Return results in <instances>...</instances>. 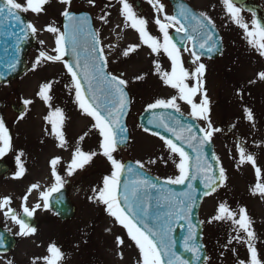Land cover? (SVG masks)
<instances>
[{
	"label": "snow or ice",
	"instance_id": "snow-or-ice-1",
	"mask_svg": "<svg viewBox=\"0 0 264 264\" xmlns=\"http://www.w3.org/2000/svg\"><path fill=\"white\" fill-rule=\"evenodd\" d=\"M65 5L61 15L66 23L63 31L53 24L45 26L44 31L54 35V47L51 52L41 50L31 65V70L46 62H61L71 82L66 87L69 92H74V103L80 113L91 118L93 124L91 130H96L100 136L99 152L84 151L80 146L85 137L78 138V142L72 152L71 160L65 171L67 176L74 175L78 170H83L93 162L97 155H102L111 164V174L103 177L102 186L93 187V196L88 199L91 202L104 206L107 215L113 218L114 222L126 230L127 238L138 249L137 264H193V262L207 261L209 257L204 255L202 244L197 243V235L200 226L205 221L193 223V212L197 206L198 188L197 180L203 185L204 196H210L218 188L226 186V170L220 166L219 157L212 154L211 160L205 149L211 144L213 135L221 129L215 127L210 119V99L206 89V65L201 61L204 53L222 51V38H217L216 25L214 20L204 11H195L190 6L181 2L175 14L169 15L165 12V5L160 0H148L156 12L155 24L162 34L161 38L153 36L147 28L148 20L135 11L129 0H119L121 5L120 14L124 19L125 27L135 30L141 44L129 45L123 50L122 55L128 57L134 53L141 45L150 48L153 54H166L171 63L169 70H164L159 61H154L155 74L159 76L165 86L176 91V95L169 98H157L154 102L146 106L145 111L151 116L147 119V124L153 128H163L165 132L171 133L174 139L167 138L159 131H151L149 127H144L145 132L151 131L153 136H158L169 151L168 160H171L178 174L167 177L162 182H156L159 178H149L144 173L146 167L142 161H135V164H125L114 156L121 145L129 141L128 128L124 122L127 116L131 100L127 92L129 81L124 79V73L113 74L108 70L109 60L105 54V46L102 45L101 34L92 27L91 17L88 15L76 16L70 11L71 0H58ZM50 0H0V36H7L15 40V52L21 51L20 45L30 37H35L40 29L32 22L24 19V14L33 13L40 15L46 11L45 6ZM91 5L95 0H88ZM226 14L231 21L239 28L243 29L244 38L247 44L257 51L259 56L264 57V24L253 19L251 26L245 21L241 13V8L236 6L237 0H221ZM110 13H105L98 17L103 23H108ZM255 16V13H253ZM161 16L163 19H161ZM119 27V25L117 26ZM169 29H173L176 37L170 34ZM178 41V42H177ZM41 45L44 41H39ZM191 47H188V44ZM112 47V46H108ZM192 56L191 63L197 65L193 69H186L182 60V50ZM197 49L199 51H197ZM7 51V49H6ZM54 53V54H52ZM71 56V61L65 58ZM19 63L18 56H12L5 61L7 72H14ZM145 74L134 77V80L141 81ZM6 79V73L0 72V80ZM257 80L264 81V70L257 73V78L249 81L256 83ZM191 81V83H189ZM55 81L42 83L37 92V96L49 108L44 120L50 125V132L57 140V147L66 148L64 127L68 119L65 111L59 106H53V86ZM199 97V101H197ZM34 101L24 99L22 103L27 108ZM180 102L187 104L190 108L189 116L193 121H203L205 127L198 124L186 123L187 117L181 110ZM163 110V111H157ZM246 119L254 122V114L250 108L244 109ZM25 113H21L19 119L24 118ZM177 141L179 143H177ZM192 150L194 155H189L185 151L184 145ZM12 148V137L9 129L5 125L3 118H0V157H3ZM239 153V163H250L255 171L256 182L250 187L252 195H259L264 198V173L257 166L254 155L247 153L242 144L237 145ZM20 152L16 156L19 171L16 177L20 178L25 174V167L21 163ZM178 156V161L174 158ZM158 159L164 160L163 157ZM62 157L55 156L49 161L51 176L54 183L43 191H40L39 200L43 203H36L31 208L27 206L28 196L39 190L40 185L32 184L28 193L22 198L23 213L26 217H32L35 212L43 207L50 208V199L54 193H60L66 180L57 169ZM215 160V165L211 162ZM167 163V161H164ZM148 164L157 163V159H150ZM186 190L176 192L169 185H185ZM57 200V203H60ZM11 204V197L0 198V210H5V216L19 225V235L28 236L35 234L37 229L32 227L23 218H18L15 210L8 207ZM181 221L187 225L186 235L182 240V247L185 252L192 254L190 261L179 255L176 251V241L173 239L174 225ZM230 222L234 236H230L228 244L233 241L242 244L247 249V260L239 259L237 264H264L258 252L256 242L259 237L254 230L253 218L249 215L245 206H240L237 210L232 209L227 201L220 202L216 209V214L208 219L212 222ZM111 231V229H106ZM2 240V237H0ZM117 246L124 244V239L116 237ZM233 254L236 250L231 249ZM47 255L42 258L44 264H62L65 254L61 248L52 242L47 247ZM123 259L122 252L119 253ZM11 264V262H9Z\"/></svg>",
	"mask_w": 264,
	"mask_h": 264
},
{
	"label": "rangeland",
	"instance_id": "rangeland-1",
	"mask_svg": "<svg viewBox=\"0 0 264 264\" xmlns=\"http://www.w3.org/2000/svg\"><path fill=\"white\" fill-rule=\"evenodd\" d=\"M138 1L140 5H145L144 0ZM191 1L216 21L224 37V53L218 61H208L205 76L210 99V119L215 127L221 129L213 135V140L221 166L226 170L227 175L226 186L206 196L201 205L200 218L205 221L204 240L209 257L205 264H237L239 259L247 260L248 254L244 245L235 241L231 245L228 244L230 236L235 235L230 222H207L216 214L218 204L223 201H227L228 205L237 211L240 206L247 208L254 221V230L259 237L256 242L258 252L261 258H264V198L250 193V187L256 182L255 171L250 163H239L237 148L238 144H242L247 153L253 154L257 166L264 173V81L249 83L257 78L258 72L264 70V57L259 56L257 51L247 44L243 29L231 21L221 0ZM260 1L264 3V0ZM146 4H149L148 0ZM71 5L84 6L92 11L106 52H112L110 57L116 55L120 58L119 65L115 61L112 62V66H109L110 70L117 75L124 73V79L129 81L127 88L132 95V106L128 116L130 141L126 147L118 148L114 156L121 161L126 158L142 161L146 169L163 179L177 175L178 170L174 163L167 159L169 151L164 142L158 136L145 132L137 122L138 113L149 103L157 98L176 95V91L165 86L155 74L153 62L160 57L152 52L151 55H147V50L150 48L146 45H141L128 57L122 55L123 50L129 45L141 44V41L135 30L124 27L118 21L119 16L117 17V8L113 0H95L94 5L89 4L88 0H71ZM45 8L46 11L40 15L29 12L28 17L38 29L44 30L47 23L53 21H57L56 26L59 27L58 21L65 5L58 0H50ZM105 13H110L107 24L98 19ZM240 15L251 26L253 19L248 12L242 10ZM51 24L55 26L54 22ZM117 33H120L122 40L120 43L116 41L113 51L112 47L108 46H112ZM36 37L37 46L29 51L27 57L28 70L19 79L0 86V114L5 119H10L5 121L6 126H13L12 129L15 125L18 127L16 132L20 134L19 136L17 134L16 140L21 141V146L29 148L32 152L30 153L32 163L28 161L27 164L31 168H38L37 172L43 174L47 172L44 161L46 154L59 151L70 162L80 136L88 133L80 142L84 151L99 152L101 138L96 130L89 131L93 121L82 115L74 103V92L70 93L66 87L70 84L71 78L63 63L46 62L35 71L31 70V65L39 52L41 50L51 52L55 46L54 35L51 33L38 32ZM41 40L44 41L43 45L39 43ZM183 62L185 68L191 70V65L185 64L184 60ZM159 63L161 64L162 60ZM161 66L163 68V65ZM140 74H145V78L141 81L134 80V77ZM50 80L55 81L52 90L53 106L61 107L68 118L64 127L68 144L63 149H57V140L45 131L48 129L50 132V125L43 119L49 108L37 96L40 85ZM24 99H31L34 102L25 107L24 118H18L16 123H13V118L19 115L12 109L11 104H18ZM180 106L184 112H190L187 104L180 102ZM246 107L252 110L254 122L246 119L244 112ZM199 122L203 127L206 126L203 121ZM159 157H163L164 160L158 159ZM174 158L177 161L179 159L178 156ZM150 159H157V163L148 164L147 161ZM23 162L26 163V159H23ZM110 174L111 164L102 155L95 156L90 165L79 170L75 175L77 184L72 193L77 208L75 218L66 222H48L43 218L47 214H43L42 222L36 227L35 234L18 236L16 247L11 253L16 263L33 264L35 258L47 255L48 245L55 242L65 254L62 264H137L138 249L127 238L126 230L116 227L118 224L107 215L104 206L88 199L89 196L94 195L92 188L102 186L103 177ZM37 194L40 195V191ZM117 234L124 239V244L119 247L115 239ZM233 248L236 250L235 255L231 250ZM121 252L123 259L119 255ZM36 264H44V262L39 259L36 260Z\"/></svg>",
	"mask_w": 264,
	"mask_h": 264
},
{
	"label": "flooded vegetation",
	"instance_id": "flooded-vegetation-1",
	"mask_svg": "<svg viewBox=\"0 0 264 264\" xmlns=\"http://www.w3.org/2000/svg\"><path fill=\"white\" fill-rule=\"evenodd\" d=\"M129 2L133 5L135 11H137V13L139 15L145 17L148 20V25H147L148 27H156L158 29V26L154 22L155 18H156V12H155L153 6H151L150 4H146L147 0H144V2H145L144 6L139 5L137 3V0H129ZM160 2L165 5V12H167V9H168L167 2L165 0L160 1ZM116 5L121 6L120 3H116ZM169 32L171 34V29H169ZM156 37L161 38V40H162V34L159 31L157 32ZM121 40H122V36L119 35L116 37V39L114 41H112L113 51L115 50L116 41H119V43H120ZM107 53H106V55L109 58L108 59L109 60L108 66H112V62H114V61L116 64L119 65L120 58H118L116 55H115V57H110L112 52L108 53L109 55ZM160 58L162 60L163 66L165 68H171L170 60L168 59L166 54L161 52ZM0 117L2 118V116H0ZM14 118H15L14 121L16 122L17 118L16 117H14ZM8 129H9L10 135L12 137V148L3 157H0V198L7 197V196L11 197V204L8 207H11L12 209L15 210V213L17 214L18 218H20L21 215L24 214L23 208H22V204H23L22 198L28 193V189L32 184L38 183L40 185V189L34 190L28 196L27 206L30 208L38 202L41 203V201H39V195L37 194V192L45 190L46 188L50 187L54 183V180L51 176V169H50V165H49V161L52 157H55V156L62 157L60 164L57 165V169H58L59 174L62 177H64V179L66 180V183H65L63 188L66 189V192L68 193L69 197L72 198L73 189H75L76 184H77L76 179H75V175L77 172H79V170L74 175L67 176L65 169L68 165V162L65 161V157L61 152L56 151V152H52V154H46L44 157V161L47 165L45 171H47V172L43 173V174L38 173L37 172L39 170L38 168L37 169L31 168L27 164L28 161L31 162L30 153H32V152L29 151V148L27 149L24 146H21V144H22L21 141L18 142L16 140L17 134L19 136L20 133L13 132L12 127H9ZM13 129H16V128L14 127ZM20 152L24 153V155L21 157V163L24 165L26 171L22 177L17 178L15 174H16V172L19 171V166L16 162V156ZM23 159H26V163L23 162ZM72 178H74L73 181H72ZM35 197H36V199H35ZM4 211H6V209L0 210V228L5 229L7 231V233H6V235H3L0 233V237H2V240H0V249H4V247H6L8 245L7 236L12 235L15 238L16 242H15V244H13L12 247L10 246L9 249L3 250V251L0 250V264H5V263L9 264V262H11V264H17L15 261V258L13 257V255L11 253L14 250V248L16 247V243L18 241V236H19L18 233L20 231V228H19V225L16 224L11 219L10 215L5 216ZM45 213L47 215L43 216V214H45ZM75 215H76V213H75ZM75 215L73 218H75ZM42 216H43V218L47 219L48 222L61 221L56 217V215L51 211V209L45 210V209H43V207H41L33 215V217L37 220L36 227H38L40 222H42V219H41ZM61 222H65V221H61Z\"/></svg>",
	"mask_w": 264,
	"mask_h": 264
},
{
	"label": "water",
	"instance_id": "water-1",
	"mask_svg": "<svg viewBox=\"0 0 264 264\" xmlns=\"http://www.w3.org/2000/svg\"><path fill=\"white\" fill-rule=\"evenodd\" d=\"M183 2L184 4L190 6L186 1L184 0H172L173 6H174V14L176 13V11L178 10V5ZM237 3L240 4V6L248 11H250L252 14L255 13V16L253 15L254 19L259 20L262 24H264V10L262 9V7L257 4L255 2V0H237ZM191 7V6H190ZM192 8V7H191ZM193 9V8H192ZM195 10V9H193ZM196 11V10H195ZM198 12V11H197ZM74 14V13H73ZM76 15V14H75ZM64 23H66V20L64 18ZM216 35L217 34V30H216ZM35 43V40L33 37H30L28 40L24 41L23 43H21L20 45V49L21 51L19 53L15 52V40L14 38H9L7 36H0V72H5L6 73V79L5 80H0V81H6L9 80L13 77L18 76L21 72H23V70L26 68V61H25V57H26V53L28 48L33 45ZM4 47V48H3ZM7 47V48H5ZM7 49V51H6ZM197 51H199L197 49ZM219 53V51L213 52V53H204V55L207 56H216ZM12 56H18L19 57V63L17 65V69L14 72H7L6 70V66H5V61L10 59ZM68 61H71V56H68ZM128 92V91H127ZM157 111H163V110H157ZM151 113L150 112H146L145 110L139 115V122L143 127H149L151 129V131H159L161 133V135L170 138V139H174V137H172L171 133L165 132L163 130V128H153L151 125L147 124V119L150 118ZM185 116V115H184ZM187 117V116H185ZM126 117L124 118V122H125ZM186 123H193V124H198L196 121H193L192 118L187 117ZM177 143H179L177 141ZM185 151L189 153V155H194V153H192V150L190 148H188L186 146V144L184 145ZM205 151L208 153L209 159L211 160L212 154L214 153V149H213V143L211 142V144L205 149ZM214 165H215V160L211 161ZM128 163H132L135 164L134 162L128 160L125 162V164ZM145 175H147L149 178H153L155 179L156 177H154L153 175L149 174L148 172H146L145 170H143ZM162 179L157 180L156 182H162ZM196 187L198 188V193H197V206L193 212V223H199V218H198V209H199V204L201 201V198L204 196L203 192H204V188L203 185L200 183L199 180H197L195 182ZM170 188H172L174 191L176 192H183L186 190V184L185 185H169ZM57 199V198H56ZM54 200L55 202L52 204V206L55 208L56 212L58 213V215L61 218H69L70 216H72V210H68L66 204L64 203H57V200ZM67 202V201H66ZM67 205H69V202H67ZM69 207V206H68ZM70 209H73V207L71 206ZM174 232L172 233L173 239L176 241V251L179 255L183 256L184 258L192 261L193 257L192 254L189 252H185L183 247H182V240L183 237L186 235L187 232V225L185 222L181 221L179 224L174 225ZM197 243L199 244H203L202 241V225L200 226V231L198 232L197 235ZM202 252L204 253V255H206L205 252V248H202ZM204 262L203 260V256L201 257V261L199 262H193V264H202Z\"/></svg>",
	"mask_w": 264,
	"mask_h": 264
}]
</instances>
